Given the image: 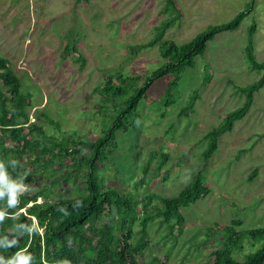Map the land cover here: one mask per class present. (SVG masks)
<instances>
[{
    "label": "rangeland",
    "instance_id": "obj_1",
    "mask_svg": "<svg viewBox=\"0 0 264 264\" xmlns=\"http://www.w3.org/2000/svg\"><path fill=\"white\" fill-rule=\"evenodd\" d=\"M252 2L254 9L240 27L217 34L196 59L197 66L186 70L174 105L164 107L171 76L153 84L139 104L135 126L116 132L112 160L98 165L104 188L140 198L175 197L203 170L209 194L181 209L186 221L182 231L171 230L159 216L149 222L144 264H158L154 258L165 264H203L222 243L219 235L207 237L210 227L240 220L238 230L264 228V86L245 118L219 138L212 159H203L209 146L205 135L244 104L239 89L263 75L251 68L245 49L249 28L256 24L254 55L264 62V0H176L181 17L164 39L188 43L210 27L232 21ZM165 5L166 0H0V56L12 62L23 93L31 94L30 122L57 138L104 136L116 108L107 102L102 109L105 101L95 89L109 74L145 75L164 65L158 46L136 54L130 48L148 43L172 17L163 13ZM68 45L77 47L84 66L74 52L65 53ZM182 112L186 115L180 117ZM81 179L75 177L77 186L52 189L50 197L81 195ZM46 182L38 178V188ZM157 204L154 200L149 211ZM140 228L134 227L137 237ZM262 244L246 239L234 257L243 261Z\"/></svg>",
    "mask_w": 264,
    "mask_h": 264
},
{
    "label": "trees",
    "instance_id": "obj_2",
    "mask_svg": "<svg viewBox=\"0 0 264 264\" xmlns=\"http://www.w3.org/2000/svg\"><path fill=\"white\" fill-rule=\"evenodd\" d=\"M90 1L78 0L79 3ZM253 9L252 2L232 21L212 26L192 41L180 45L164 39L168 27L181 17L176 0H166L163 13L172 17L157 28L155 37L148 43L130 48L131 53L136 54L158 46L164 65L145 75L127 77L121 72L107 75L95 92L105 101L101 104L102 109L107 102H113L117 114L113 115L109 130L97 140L49 136L42 127L31 123V94L23 93L22 81L12 62L0 56V164L12 180H22L26 189L18 196L14 208H8L6 199H0V213H3L0 257L8 260L17 253L30 255L29 264H144L149 245V222L159 216L171 230L177 227L182 231L186 221L181 209L209 194L203 170L194 175L191 183L175 197L148 194L140 198L116 188H104L98 165L112 160L110 155L116 148V132L127 133L135 126L139 104L153 84L171 76L164 94V107L174 105L183 74L197 66L196 59L206 54L208 43L221 32L237 30ZM257 30L256 24L249 28L245 54L251 68L262 71L263 75L259 81L239 89L246 96L244 104L225 115L221 124L205 135V140L209 141L208 149L203 153L205 163L218 151L219 138L231 132L236 121L245 118L254 103L255 93L264 86V62H259L254 55ZM70 52H74L76 61L84 66L85 59L77 47L68 45L65 53ZM192 106L191 103L185 111H191ZM183 115L186 114L182 112L180 117ZM148 171L149 165L144 168L145 174ZM256 176L255 171L250 179ZM75 177H82L81 195L50 197L54 188L77 186ZM38 178L47 180L40 189ZM154 200L159 204L150 212ZM135 225L141 227L138 237ZM240 226V220H233L229 225L209 228L212 233L207 237L219 235L222 243L203 264H264V228L238 230ZM246 239L252 241V245L257 241H263V244L239 261L234 255L243 251ZM13 240L16 242L10 244ZM153 261L165 264L161 258Z\"/></svg>",
    "mask_w": 264,
    "mask_h": 264
},
{
    "label": "clouds",
    "instance_id": "obj_3",
    "mask_svg": "<svg viewBox=\"0 0 264 264\" xmlns=\"http://www.w3.org/2000/svg\"><path fill=\"white\" fill-rule=\"evenodd\" d=\"M15 162H13L14 166ZM25 187L21 181L12 180L6 172L3 164H0V199H6V206L8 208H14L18 203V196L25 191ZM3 219V213H0V220ZM31 232L32 229L28 228ZM6 240V238H5ZM16 241L9 242L14 244ZM31 260L30 255H22L17 253L15 257L5 260L0 257V264H29Z\"/></svg>",
    "mask_w": 264,
    "mask_h": 264
}]
</instances>
